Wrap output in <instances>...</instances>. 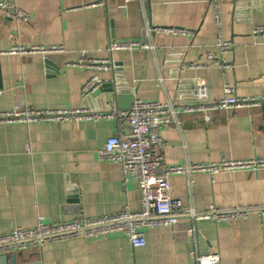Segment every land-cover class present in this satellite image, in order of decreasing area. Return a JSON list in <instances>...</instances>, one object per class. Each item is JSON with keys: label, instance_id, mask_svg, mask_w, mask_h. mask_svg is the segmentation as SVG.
<instances>
[{"label": "crops", "instance_id": "crops-1", "mask_svg": "<svg viewBox=\"0 0 264 264\" xmlns=\"http://www.w3.org/2000/svg\"><path fill=\"white\" fill-rule=\"evenodd\" d=\"M218 1L220 30L209 0H15L28 18L13 19L0 11V51L14 45H58L64 51L1 54L0 112L24 107L103 112L111 101L127 109L133 98L179 105L193 101L196 78L206 81L210 100L223 96L225 81L238 97L264 96V41L251 36L254 25H264V0ZM172 27L192 33L154 30ZM219 33L234 44L231 53H219ZM110 39H135L153 49L110 55ZM208 54L232 66L187 67L208 63ZM81 58H111L113 69L68 65ZM92 74L100 86L86 97L81 87ZM181 119L179 126L158 130L166 165L264 157L263 106L217 112L208 123L198 114ZM125 125L123 118L0 124V233L32 227L39 219L56 223L125 208L139 210L136 183L124 179L118 163L97 157L106 139L122 134ZM156 174H162V168ZM168 184L171 198L199 211L210 205L264 206V168L221 171L212 177L206 172H195L191 178L172 174ZM193 226V232L185 222L143 228V247H132L122 233L50 243L32 250L26 263L195 264L191 253H216L220 264H264V215L251 212L238 221L201 220Z\"/></svg>", "mask_w": 264, "mask_h": 264}, {"label": "built area", "instance_id": "built-area-1", "mask_svg": "<svg viewBox=\"0 0 264 264\" xmlns=\"http://www.w3.org/2000/svg\"><path fill=\"white\" fill-rule=\"evenodd\" d=\"M133 0H126V2ZM135 1V0H134ZM139 1V0H136ZM99 1V4H103ZM214 12V23L220 30L219 1L209 0ZM0 11L13 19L27 20V14L18 9L15 0H0ZM155 31L171 35H188L192 31L177 27L156 28ZM254 41H264V25H254L251 29ZM215 46L220 54L231 53L234 44L225 40L219 33ZM134 49L148 50L153 46L135 39L112 40L107 43L106 51L111 55L114 51H130ZM64 51L58 45H14L0 51L1 54L30 55L61 53ZM208 63H191L188 68H207L216 63L223 70L232 65L214 54L207 55ZM71 67L93 71L113 69V61L107 59L81 58L68 63ZM100 86L96 74L89 76L81 87L83 96H90ZM209 88L203 78L194 80L193 101L179 105L171 101L159 102L133 98L127 109H119L115 101L109 102L106 111H96L88 107L75 109H31L24 107L14 111L0 112V124L32 123V122H87L100 119L123 118L126 125L122 134L108 137L104 146L97 151L100 160L118 163L124 179L133 180L140 194V209L129 211L126 208L115 213H105L92 217L61 220L56 223H45L37 220L32 227H16L0 233V256L9 257L22 251L41 249L44 245L66 242L72 239H97L113 233H122L132 247H143L145 237L143 228L153 226H175L185 222L187 231L193 232L196 221L206 220L215 223L231 222L244 219L249 213L264 215V206L246 208L234 207L220 209L210 205L205 210L183 207L182 203L169 195L168 177L172 174H186L189 178L195 172H206L211 177L221 171H256L264 168V157H252L244 160L222 159L214 163H186L184 165H166L162 158L163 140L158 134L161 127L167 125L179 126L181 115L198 114L205 123L211 121L213 114L231 111L237 108L263 106L264 96L238 97L234 89L225 81L223 96L210 100ZM162 168V174L156 170ZM195 264H220L218 254L191 253ZM26 264H38L30 262Z\"/></svg>", "mask_w": 264, "mask_h": 264}, {"label": "trees", "instance_id": "trees-1", "mask_svg": "<svg viewBox=\"0 0 264 264\" xmlns=\"http://www.w3.org/2000/svg\"><path fill=\"white\" fill-rule=\"evenodd\" d=\"M32 251H22L15 254V264L21 261L29 262L31 257H29V254H31Z\"/></svg>", "mask_w": 264, "mask_h": 264}, {"label": "water", "instance_id": "water-1", "mask_svg": "<svg viewBox=\"0 0 264 264\" xmlns=\"http://www.w3.org/2000/svg\"><path fill=\"white\" fill-rule=\"evenodd\" d=\"M118 91H120V90L118 89ZM120 96L121 95L117 96L118 97L117 100L120 99ZM86 97H89V95ZM130 100H131V97H130ZM0 264H15V255L12 254L9 257H7L5 255L0 256Z\"/></svg>", "mask_w": 264, "mask_h": 264}]
</instances>
